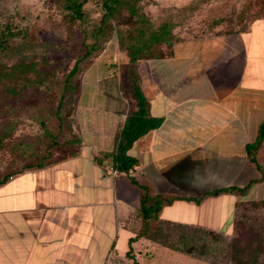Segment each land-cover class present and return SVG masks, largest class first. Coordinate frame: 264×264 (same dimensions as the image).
<instances>
[{"label": "crops", "instance_id": "crops-1", "mask_svg": "<svg viewBox=\"0 0 264 264\" xmlns=\"http://www.w3.org/2000/svg\"><path fill=\"white\" fill-rule=\"evenodd\" d=\"M108 46L79 75L73 150L0 184V264L124 259L141 187L177 198L160 221L221 233L238 203L264 200V141L256 164L246 152L264 120V18L245 32L174 41L168 56L137 62L149 115L161 122L128 150L129 173L113 162L135 110L121 69L129 62L111 59ZM225 188L235 190L204 196Z\"/></svg>", "mask_w": 264, "mask_h": 264}, {"label": "rangeland", "instance_id": "rangeland-1", "mask_svg": "<svg viewBox=\"0 0 264 264\" xmlns=\"http://www.w3.org/2000/svg\"><path fill=\"white\" fill-rule=\"evenodd\" d=\"M102 1L87 0L82 7L83 20L74 21L64 0H0V42L6 36L9 46L0 58V180L48 164L73 150L72 114L79 75L108 45L111 59L128 62L118 40L126 48L135 40L139 27L153 30L166 24L172 40L155 49L167 55L174 41L245 32L254 21L264 18V0H127L120 14L108 22L109 27H104L105 37L80 63L81 70L65 91L66 75L96 41L94 28L103 15ZM10 66L14 68L12 75ZM126 68L121 67L124 84ZM247 202L237 208L230 229L215 233L227 240L238 237L244 246L257 242L256 235L261 239L256 251L264 264V205L253 207ZM237 221L242 222L238 229ZM180 231L159 220L145 226L140 216L133 217V237L124 244L126 250L131 249L130 255L115 258L112 264H233L227 259L226 244L211 245L204 237L200 241L207 240L203 255L170 249L164 241L175 240ZM130 240L134 242L129 244ZM256 247L252 244L248 248Z\"/></svg>", "mask_w": 264, "mask_h": 264}, {"label": "trees", "instance_id": "trees-1", "mask_svg": "<svg viewBox=\"0 0 264 264\" xmlns=\"http://www.w3.org/2000/svg\"><path fill=\"white\" fill-rule=\"evenodd\" d=\"M65 2V10L68 11L72 20L81 21L84 18V14L82 11V7L87 2V0H64ZM127 0H103L102 8L103 15L101 16L94 33L96 41L92 44L90 50L86 52V54L82 57V59L77 60L66 75L64 79V90H69V81L71 78L75 77L80 69V63L87 59L94 50L100 45L99 39L105 37L106 28L109 27L108 22L116 18V15H119L120 12L126 7ZM108 25V26H107ZM107 26L106 28H104ZM8 33V32H7ZM109 39L112 36L109 35ZM2 41L0 42V58L2 53L5 50L9 49V46L6 42V36H3ZM172 36L168 32L166 24H162L157 29H144L139 27L137 31V36L135 40L129 44L126 48H124V44L121 40H118V48L120 51H125L128 58V66L126 68V79L129 85L130 95L135 103V110L129 115L123 125L119 142L117 145L116 154L114 155V168L120 172L129 173V171L136 165V160L132 159L127 155L128 150L132 147L135 141H137L140 137L147 134L149 131L157 128L160 124L159 119H153L149 115V105L144 97L142 90L140 88V78L137 73L136 64L142 60H150V59H159L164 58L167 55H162L157 49H155L158 45L165 41H171ZM95 45V46H93ZM89 49V48H87ZM104 50V49H102ZM157 53H156V52ZM13 67L10 66V74H14ZM9 75V74H8ZM264 141V120L259 127L258 136L255 143L248 145L246 147V152L250 158V161L256 164L254 153L258 150L261 143ZM39 167L41 165H38ZM9 177H4L3 180H0V184L5 183ZM143 190V194L140 200V208H139V216L141 220L144 222V225L147 226L148 222L151 220L158 221L159 220V212L164 206L170 205L175 199L167 196H152L149 191L145 187H141ZM248 188L238 189L239 192H245ZM235 190V188H225L218 189L204 194L207 195H219L221 193ZM193 201H199V199H192ZM253 205V207H259L264 205L263 201H250L247 202ZM244 202H240L236 206L240 207ZM236 215V212H235ZM160 221V220H159ZM164 223V222H163ZM165 224L174 227L176 230H181L180 235L177 236L175 240L164 241L165 245H167L170 249L181 252L183 254L188 255H203L206 247L207 240H205L202 244H200L201 237L208 239L211 245H219L226 244L224 249L226 248L227 259L233 264H263L259 261V254L256 250L259 249L261 239L257 238V242H253L252 244H257V247L253 250H249V246H244L241 244L238 237H234L232 239L227 240L225 236H221L213 231L203 230L200 228L189 227L186 225L175 224L171 222H165ZM242 222L237 221V229L240 228ZM161 230L158 231L159 234ZM259 231V230H258ZM136 238H134L135 240ZM134 240H130L129 244L134 242ZM131 249L127 252L126 255H130ZM134 264H137L134 262Z\"/></svg>", "mask_w": 264, "mask_h": 264}, {"label": "built area", "instance_id": "built-area-1", "mask_svg": "<svg viewBox=\"0 0 264 264\" xmlns=\"http://www.w3.org/2000/svg\"><path fill=\"white\" fill-rule=\"evenodd\" d=\"M111 170V169H110Z\"/></svg>", "mask_w": 264, "mask_h": 264}]
</instances>
